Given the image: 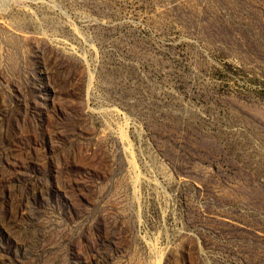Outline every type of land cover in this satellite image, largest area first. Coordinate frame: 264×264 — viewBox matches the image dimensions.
<instances>
[{
  "label": "rangeland",
  "instance_id": "1",
  "mask_svg": "<svg viewBox=\"0 0 264 264\" xmlns=\"http://www.w3.org/2000/svg\"><path fill=\"white\" fill-rule=\"evenodd\" d=\"M0 264H264V0H0Z\"/></svg>",
  "mask_w": 264,
  "mask_h": 264
}]
</instances>
